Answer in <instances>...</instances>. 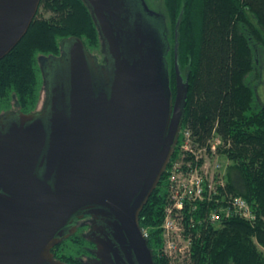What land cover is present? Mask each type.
Masks as SVG:
<instances>
[{"label": "water", "instance_id": "1", "mask_svg": "<svg viewBox=\"0 0 264 264\" xmlns=\"http://www.w3.org/2000/svg\"><path fill=\"white\" fill-rule=\"evenodd\" d=\"M83 1L106 65L72 36L45 109L0 120V264H67L52 249L85 216L96 246L87 264H155L139 217L179 141L189 83L176 46L173 96L164 13L145 0ZM40 2L0 0V60Z\"/></svg>", "mask_w": 264, "mask_h": 264}, {"label": "trees", "instance_id": "2", "mask_svg": "<svg viewBox=\"0 0 264 264\" xmlns=\"http://www.w3.org/2000/svg\"><path fill=\"white\" fill-rule=\"evenodd\" d=\"M164 7L172 26L171 78L176 46L179 69L188 76L182 128L200 140L215 131L228 142V192L246 199L255 214L252 221L231 218L202 230L194 243V264H264V104L255 108V89L247 79L257 69L255 49H264V0H164ZM41 8L52 15L39 18ZM72 36L90 51L100 44L86 3L41 0L27 34L0 60V110L14 100L24 112L36 108L42 84L36 57L58 55L61 40ZM165 179L166 174L139 217L155 264H167L158 254ZM85 243L78 233L71 236L56 246L64 248L58 259L79 264Z\"/></svg>", "mask_w": 264, "mask_h": 264}, {"label": "built area", "instance_id": "3", "mask_svg": "<svg viewBox=\"0 0 264 264\" xmlns=\"http://www.w3.org/2000/svg\"><path fill=\"white\" fill-rule=\"evenodd\" d=\"M224 143L215 131L200 140L189 127H181L164 173L167 195L159 230L160 249L166 253L185 248L178 245L185 233L199 235L231 218L254 220L255 214L246 199L228 192L227 170L219 159ZM142 232L148 237V229Z\"/></svg>", "mask_w": 264, "mask_h": 264}, {"label": "flooded vegetation", "instance_id": "4", "mask_svg": "<svg viewBox=\"0 0 264 264\" xmlns=\"http://www.w3.org/2000/svg\"><path fill=\"white\" fill-rule=\"evenodd\" d=\"M146 1V0H145ZM147 3V1H146ZM148 4V3H147ZM149 6V4H148ZM150 7V6H149ZM151 8V7H150ZM153 9V8H151ZM154 10V9H153ZM166 25H167V20H166ZM168 35V33H167ZM71 37H66L64 39L61 40V48H60V53L58 55H38L36 57V62L38 64L39 70L41 72V77H42V84H41V92H40V98H39V104L42 101V105L36 106V108L34 110L28 111V112H24L22 111L21 107L19 106L18 102H16V100H14V104H12V107L9 109H4V110H0V120L2 118H4V120L6 119L5 113L7 112H13L15 113L11 119L13 121L17 120L19 121V113H30V112H40L42 110L45 109V104H47L49 102V99H51V91H54V87L53 89H51L54 79L56 77V75L60 74V71H67V68L65 67L64 63L67 61V50H69L71 43H68L65 40L70 39ZM169 40V37H168ZM101 42V41H100ZM170 48L169 51L166 55V59L168 62V55L171 52V43L169 42ZM86 47V46H85ZM87 51L93 56L96 57L97 59V63L100 66H105L106 65V57L105 54L103 52V47H102V43L100 44V55H96L94 54L92 51H90L87 47H86ZM257 61V60H256ZM99 70H101V68H99ZM180 70V69H179ZM168 72H169V80H170V87L173 93V96L175 97L176 95V85H177V78H176V74L174 77V80L171 81V73H170V68H169V62H168ZM180 76L182 77V82H187L188 81V76L184 71H180ZM43 95V96H42ZM77 222V226H78V230L75 234L79 233L81 227H84L86 225H88V231H86L85 233H82V236L84 237V239L91 243L92 247H89L86 245L85 250L86 253H83V257H78L77 258V262L79 264H87L92 258H94V253L93 251L95 250L96 246L92 243V241H90V239L88 238V235L91 233L92 230V218L90 216H85L84 218L80 219V220H76ZM74 234V235H75ZM58 246V245H57ZM56 247V246H55ZM52 249V253L54 254V257L56 259H58V257L56 256L55 253V249Z\"/></svg>", "mask_w": 264, "mask_h": 264}, {"label": "rangeland", "instance_id": "5", "mask_svg": "<svg viewBox=\"0 0 264 264\" xmlns=\"http://www.w3.org/2000/svg\"><path fill=\"white\" fill-rule=\"evenodd\" d=\"M147 3L151 8L157 11H161L162 13L166 14L165 7H164V0H146ZM52 15L51 12L45 11L43 8H41L39 12V18H49ZM167 15V14H166ZM167 20V26H168V31H169V40H171V31H172V26L170 23V20L168 16H166ZM100 41V40H99ZM101 44V42H100ZM100 44L97 48H92V52L96 55H100ZM255 56H256V63H257V69L254 71V73L251 75L249 74L248 80L252 84V86L255 89V95H256V100H255V108H258V106L264 104V49L261 48H256L255 49ZM171 53L168 57V62H169V67L171 70ZM171 80H173L171 78ZM43 96V95H42ZM12 104L13 101H12ZM39 101L37 102L38 106ZM42 105V101L40 102L39 106ZM206 142V141H205ZM228 142L224 143V146H222V151H220V156L219 159L223 162L225 169L228 172V168L231 165V160L229 159L227 155V149L229 148L230 145L227 144ZM228 145V146H227ZM227 167V168H226ZM88 225L81 227L78 235L82 236V233L88 231ZM201 234H189L185 233L181 236L178 245L179 246H184L185 248L182 251L176 250L173 251L172 253H166L165 251L161 250L160 247L158 248V254L165 259L167 264H194V258H193V248H194V243L198 241L199 237ZM91 246V243L87 242L85 243V246ZM161 245V244H160ZM58 247V246H57ZM55 247V253L56 256L62 257L64 253V248H57ZM264 251V248H261ZM83 253L78 255L79 257H83ZM77 256V257H78Z\"/></svg>", "mask_w": 264, "mask_h": 264}]
</instances>
